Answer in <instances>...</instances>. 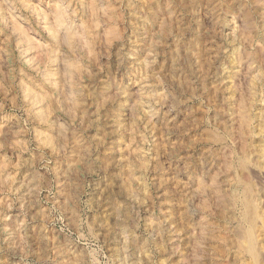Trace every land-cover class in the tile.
<instances>
[{"label":"rangeland","instance_id":"1","mask_svg":"<svg viewBox=\"0 0 264 264\" xmlns=\"http://www.w3.org/2000/svg\"><path fill=\"white\" fill-rule=\"evenodd\" d=\"M245 154L264 0H0V264H240Z\"/></svg>","mask_w":264,"mask_h":264},{"label":"bare ground","instance_id":"2","mask_svg":"<svg viewBox=\"0 0 264 264\" xmlns=\"http://www.w3.org/2000/svg\"><path fill=\"white\" fill-rule=\"evenodd\" d=\"M7 54V52L4 53V55ZM244 110L245 108L242 111ZM240 115L244 114L241 113ZM245 116L246 115L242 116L244 121V126H242V128L244 129L246 126L250 129V120L248 121L247 119L249 115L247 114L248 117ZM242 117L240 116L241 120ZM217 140L219 139L217 138ZM247 147L248 144H246V148ZM263 164L264 158H261L260 161H257L251 158L248 154L243 155L236 164L237 173L235 174H237V176L235 175L236 181L234 180L236 186L234 185L235 187L232 189L231 198L229 199L231 204L229 200H226L225 198L222 199V204L225 205L224 207H227L226 205L233 207V214L231 213L233 217L229 220V224L234 225V229L232 231V237L234 238L233 241L230 240L227 244L230 245L229 248L235 249L239 259L237 262H240V264H264V196L261 195V193H258L260 189H256L257 187L254 182L255 178L252 177V175H255L256 172H264ZM255 176L257 177V175ZM244 256L248 257V260H245L246 257L242 258Z\"/></svg>","mask_w":264,"mask_h":264}]
</instances>
